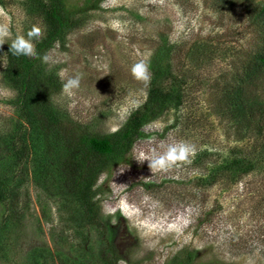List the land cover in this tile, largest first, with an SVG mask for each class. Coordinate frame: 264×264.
<instances>
[{
  "label": "rangeland",
  "instance_id": "rangeland-1",
  "mask_svg": "<svg viewBox=\"0 0 264 264\" xmlns=\"http://www.w3.org/2000/svg\"><path fill=\"white\" fill-rule=\"evenodd\" d=\"M2 1L0 23L10 35L0 46V264H173L188 252L197 253L191 264H264V172L240 179L219 173L232 149L258 150L218 107L223 86L258 41L249 16L218 10L214 0H104L43 53L51 59L40 61V71L58 83L55 110L89 132L117 130L144 104L150 82L130 72L141 59L168 66L163 86L184 96L179 108L143 127L145 137L127 163L99 177V214L115 227L108 246L64 193L53 142L39 141L29 129L18 132L24 124L16 91L3 77L6 52L16 35L33 25L45 34L47 25L30 0ZM76 74L80 87L68 97L63 80ZM249 93L264 98V77ZM181 141L196 151L167 172L153 174L147 161L135 159ZM171 224L180 231H169Z\"/></svg>",
  "mask_w": 264,
  "mask_h": 264
},
{
  "label": "trees",
  "instance_id": "trees-1",
  "mask_svg": "<svg viewBox=\"0 0 264 264\" xmlns=\"http://www.w3.org/2000/svg\"><path fill=\"white\" fill-rule=\"evenodd\" d=\"M30 1L34 5V12L39 13L47 25L44 36L35 44L38 56L42 57L54 43L77 28L87 15L99 10L104 0H82L80 3L69 0ZM214 2L218 10L237 8L245 12L256 28L258 40L253 43L242 70L236 69L234 76L223 86L218 102L221 117L232 123L235 129L249 133L258 146V150L250 155L242 152L241 148L232 149L233 156L219 166L220 174H234L240 179L264 172V98L258 101L252 99L249 93L250 87L264 77V4L248 0ZM0 5H3L2 0ZM9 49L5 56L3 77L16 91L15 105L24 124H21L18 132L29 129L39 141L53 142L58 150V158L53 163L64 193L79 204L84 221L98 227L105 237V243L112 246L115 227L110 219L99 214L97 195L100 188L96 183L101 175L109 174L113 168L127 163L136 141L145 137V125L169 109L179 108L184 102L178 88L169 90L162 84V80L170 75L169 67L153 62L144 104L133 111L120 128L99 134L83 130L58 114L51 100L58 92V83L51 74L41 73L40 58L16 57L11 55ZM17 140H21L20 135ZM216 176L218 174L214 173L213 177ZM196 255V252H188L183 258L174 260L173 264H191ZM108 263L111 264V261Z\"/></svg>",
  "mask_w": 264,
  "mask_h": 264
},
{
  "label": "clouds",
  "instance_id": "clouds-1",
  "mask_svg": "<svg viewBox=\"0 0 264 264\" xmlns=\"http://www.w3.org/2000/svg\"><path fill=\"white\" fill-rule=\"evenodd\" d=\"M44 31L40 25H33L30 30L25 34L16 35L10 43V53L16 57H30L40 58L42 62L48 63L50 57L45 54L43 57H39L36 51V45L34 41H39L43 37ZM10 35V29L7 24L0 23V46L7 43V39ZM132 77L144 84H147L151 80L150 65L146 59H141L132 64L130 68ZM63 77V71L61 72ZM81 76L76 74L75 76L68 77L63 80L62 93L68 97L74 94L75 90L80 87ZM196 151L195 145L188 142H178L167 146L163 152H156L153 150L150 154L140 153L135 158L140 164L145 161L148 162V167L154 174L156 172H167L170 169L176 167L179 164L189 162V158ZM169 231H180V227L176 224L168 225Z\"/></svg>",
  "mask_w": 264,
  "mask_h": 264
}]
</instances>
